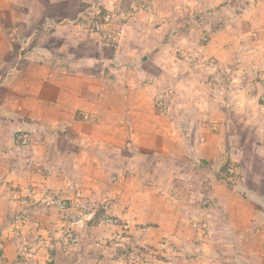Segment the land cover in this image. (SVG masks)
<instances>
[{
    "label": "rangeland",
    "instance_id": "374dc122",
    "mask_svg": "<svg viewBox=\"0 0 264 264\" xmlns=\"http://www.w3.org/2000/svg\"><path fill=\"white\" fill-rule=\"evenodd\" d=\"M17 1L21 3L19 6L22 9L21 13L17 14L12 23L7 24V21H11L6 19L7 17H5L6 21L2 20L17 61L13 69L27 68L40 55L43 57L48 55L56 62L57 59L62 61L58 65L55 62L50 65V75L51 73L57 75L59 73L57 68L65 69V67L67 72L74 74L93 73L98 69V72L104 74L121 75L124 71L129 72L127 62H144L141 73H149L150 78L151 75L158 76L156 82L155 77L152 80L147 78L148 84H152L156 89L152 104L159 112L155 113L156 117L151 118L153 122L167 123L178 118L180 132L186 137L193 134L196 139L205 138V142L208 143L205 146L208 153L217 155V152H224L236 155L238 152L234 150H238L243 152L242 157H245L250 165L253 160L263 158L260 163L264 166V128L262 127L264 111H260L261 115L257 113L259 107L257 106V111L251 102L247 104L248 114L243 112L246 108L238 112L236 109L238 107L241 109L245 105L238 102L233 104L228 96L233 89L234 77L243 74L245 77H253V81L256 79V71L259 70L250 63L252 55L248 52L244 53L245 48L238 47L254 45L257 38L256 28H259L260 24L264 25V18L260 19V22L253 20L256 24H252V13L245 14V10L250 6L254 8L258 6L259 10L264 12V0ZM130 44L134 45L133 49H130L134 52L129 54ZM230 44L238 49L231 51L226 59L220 60L215 48L218 45ZM63 45L67 48H62ZM47 47H61L63 53L53 52L52 48L51 52ZM89 56L97 58V62H92L94 66L90 63L76 64L75 60L79 57L85 60ZM132 68L134 67L131 66ZM135 73L142 75L137 71ZM260 79V85L256 90L250 85V80H247L246 86L250 91L255 90L257 93L260 87L264 89V73ZM238 81L237 83H241ZM208 93L209 105L213 108L211 112L203 115L197 111L200 108L196 104H200L201 95ZM246 100L249 101L245 99L244 102ZM257 101L264 104V97L258 98ZM123 103L122 98H113L111 108L117 111ZM25 112V108L21 105L17 114L12 116L15 121L24 120L27 125L34 119L37 121L32 123L35 124L34 129L24 126L12 131L10 135L9 131L0 130V144L5 143L10 136L12 138L10 142L0 147L2 197L10 193L3 201L2 198L0 199V204L10 208L6 211L8 212L7 227H0V264H5V253H10L14 249L21 253H43L45 246L46 238L43 236L45 234L39 230L48 225L41 224L42 211L28 210L26 208L28 204H22L23 207L14 209V200L20 195L13 192L15 189L27 193L20 195L19 200L26 196L28 199L33 197L38 203L41 202L47 207L55 206L62 212L65 224L61 229L66 230L58 239H53L55 243L59 241L57 246L60 251L72 250L79 241L77 228L85 221H91L95 222L92 224L95 226L93 231L97 233L95 236L105 238L101 234L104 226L112 230V235H108L102 246L106 245L108 252L111 249L110 253L121 256L124 260L120 264H142L144 259L148 260L149 264H154V259L161 255L158 253H168V244L164 243V250L161 252L153 242L144 244L136 235L137 225L132 224L129 218L106 208V202L109 201H111L109 205L113 204L114 208L116 206L120 208L127 199L124 198L123 190L128 187V182L134 178L138 181V176L141 177L137 167L138 162L132 158V155L136 151L143 153L144 146H140L136 138L129 135L124 139L122 151L125 158L120 156L119 165H115L114 160L109 161L108 165L112 163V166L104 169L106 175L103 178L93 177L92 180L85 178L84 170L80 171L81 176H77L74 166L68 164L66 173L59 172L64 174L63 178L59 177L57 169L51 178L54 181L60 178L65 184L55 188L51 194L49 187L41 193L39 190L43 188L46 178L51 176L52 169L47 166L38 149L42 147V143H48L53 139L51 134L53 130L43 125L38 118L39 115ZM111 114V119L115 122L125 120L121 118L124 116L122 111ZM109 117H105V120L109 119L108 122H111ZM253 117L260 119L261 127H253L251 119ZM78 119L83 123L92 124H100L102 121L99 114L90 112L79 114ZM203 125L204 128L199 127ZM118 129L114 131L118 132ZM21 135L28 139L24 145ZM72 136L74 137V134ZM79 137L82 136L77 135L76 139ZM146 140H152V137L146 136ZM254 140L259 143L258 148L255 147ZM70 148L73 152L85 150L79 147ZM105 152V147H99L93 153L100 158ZM109 153L110 149L108 155ZM149 160L153 161L152 158ZM164 165L166 166L164 163L160 170L165 173L178 168L189 170V167L183 168L182 165L179 167L178 164L166 168ZM252 168H255L254 164ZM220 170L221 176L229 186H236L244 180L245 174L242 172L240 162L232 156H228L220 164ZM95 180L100 188L98 191H101V188L108 189L107 192H101L104 203L96 198L99 195L95 196V193L87 192L89 184L86 187V182L93 183ZM134 184L136 187L138 182ZM59 202L64 207H61ZM198 204L202 210L209 206L206 198L200 200ZM27 222H30L27 226L29 230L26 227ZM31 224L33 226H30ZM101 224L103 228H99ZM10 229L21 234L16 246L8 242L5 235V230L11 231ZM50 229L52 230L53 227ZM221 243L215 242V244ZM224 247H229V243H225ZM246 247L248 248L245 250L246 253H239L240 255L235 253L239 256L236 259L238 262H234L236 260H233V253H214L215 256L211 257L220 261L214 262L216 264L260 263L262 260L256 253H264V241L256 245L247 243ZM219 254L225 259L220 258ZM33 261L34 264H38L37 259Z\"/></svg>",
    "mask_w": 264,
    "mask_h": 264
},
{
    "label": "crops",
    "instance_id": "0c3cea01",
    "mask_svg": "<svg viewBox=\"0 0 264 264\" xmlns=\"http://www.w3.org/2000/svg\"><path fill=\"white\" fill-rule=\"evenodd\" d=\"M20 5L21 3L17 0H0V130H7L10 135L12 131L24 126L34 129L35 124L32 123L37 122L34 119L28 125L24 120H14L18 107L21 105L26 112L39 115L38 118L43 125L53 130L51 133L53 139L48 143H42V147L38 149L47 166L52 169L51 176L46 178L43 188L39 190L41 193L48 187L51 188L50 194L55 188L62 187L65 184L64 181L60 178L54 181L51 178L55 169L58 170L59 177L63 178L64 174L59 172L66 173L70 164L74 166L77 176H81L80 171L84 170L85 178L90 180L93 177L103 178L106 175L104 169L112 166V163L108 165L109 161L114 160L115 165H119L120 156L125 158L122 151L124 139L131 135L138 140L140 146H144L143 153L136 151L132 155V158L138 162L137 167L141 177L138 176V181L134 178L128 182V187L123 190L124 198L127 199L123 201L120 208L117 206L114 208L113 204L109 205L111 201L106 202V208L129 218L132 224L137 225L136 235L144 244L153 242L160 252L164 250V243L168 244V253H158L161 255L154 259V264H216L214 262L220 261L211 256H215L214 253L225 252L233 253V260H236L239 256L235 253L238 255L246 253L247 243L256 245L264 241V166L260 163L263 158L253 160L252 164L255 168H252V164L250 165L249 161L242 157L243 152L238 150H234L238 152L236 155L232 153L227 155L224 152H217V155L208 153L205 147L208 143L205 142V138L202 137L199 140L193 134L186 137L180 132L178 118L167 123L153 122L151 118L156 117L155 113L159 112L152 104L156 89L152 84H148L149 73H141L144 62H127L129 72L124 71L121 75L104 74L98 72V69L93 73L74 74L67 72L66 67L65 69L57 68L59 73L50 75V65L54 62L58 65L62 61L57 59L56 62L48 55L46 57L40 55L27 68L13 69L17 61L2 20L6 21L5 17H7L6 19L11 20L7 21V24L12 23L22 11ZM249 12L252 13V24L264 18V12H261L258 6L255 8L250 6L245 10V14ZM258 27L255 31L257 38L254 45L238 47L245 48L244 53L248 52L252 55L250 63L259 70L256 71V79L253 81V77H245L243 74L234 77L233 89L228 96L233 104L238 102L245 105L241 109L238 107L236 109L238 112L246 108L243 112L248 114L247 104L252 102L257 111L259 107L257 113L261 115L260 111H264V104L257 99L264 97V89L260 87L257 93L255 90L260 85L259 80L264 73V25L260 24ZM133 46L130 44L129 54L134 52L130 51ZM61 47L65 48L66 45ZM61 47H47V49L52 48L53 52L63 53ZM238 48L232 44L218 45L215 52L220 60H224L231 51ZM49 50L47 51L51 53L52 50L51 52ZM94 57L89 56L85 60L79 57L75 62L76 64L90 63L94 66L92 62H97V58ZM131 66L134 68L131 69ZM136 71L142 75H137ZM154 77L156 82L158 76L155 75H151L149 80ZM238 80L241 83H237ZM247 80L251 81L250 85L254 87V91H250L246 86ZM8 98L10 99L7 100ZM113 98L124 100L123 106L121 105L117 111H122L124 116L121 118L125 120H120L119 123L112 120L110 116L111 113L117 112L111 108ZM199 98L201 102L196 105L200 110L197 111L203 115L211 112L213 107L209 105V93ZM245 99L249 101L244 102ZM84 112L99 114L101 123L81 122L78 117ZM105 117H109L111 122H108L109 119L105 120ZM251 119L254 128L261 127L260 119L257 117ZM262 124L264 128V121ZM199 127L204 128V125ZM116 129L118 132L114 131ZM77 135L82 137L76 139ZM146 136H151L152 140H146ZM11 140L10 136L3 144ZM253 142L258 148L259 143H256V140ZM3 144H0V147ZM70 147L85 149L83 151L85 153L81 150L73 152ZM99 147H105L106 151L100 158L93 153ZM108 149H110L109 155ZM228 156L240 162L242 172L245 174L244 180L236 186H229L221 176L220 164ZM164 163L168 167L174 164H178L179 167L182 165L183 168L189 167V170L178 168L165 173L160 170ZM96 181L86 182V187L89 184L87 192L95 193V196L99 195L96 198L104 203L101 192H107L108 189L101 188V191H98L99 186L96 185ZM134 182H138L137 191ZM0 192L2 201L10 194L6 192L7 195L2 197L3 190L0 189ZM13 192L21 196L27 194L25 191L19 192L16 189ZM164 194L168 197L165 198ZM20 195L14 200V209L23 207L22 204H28L26 207L28 210L42 211L41 224L48 225L39 230L45 234L43 235L46 238L45 246H43V253H21L16 249L5 253V264H34L33 259H37L38 264H120L124 260L117 253H110L111 249L108 252L106 245L102 246L108 235H112V230L104 226L101 234L105 238L102 239L101 236H95L97 233L93 231L95 226L92 225L95 222L91 221H85L77 228L79 241L72 250L60 251L57 246L59 241L55 243L53 239H58L66 230L61 229L65 224L62 212L55 206L47 207L41 202L38 203L33 197L28 199L26 196L19 200ZM204 198L207 199L209 206L202 210L198 203ZM9 209L0 204L1 228L7 227L8 212L6 211ZM29 224L30 222H27L26 227ZM102 226L101 224L99 228H103ZM8 230H5L8 242L16 246L21 234ZM27 230H29L28 227ZM98 238L102 240L99 241ZM215 242L222 243L215 244ZM225 243H229V247H224ZM256 254L262 260L257 264H264V253ZM219 256L225 259L222 254ZM147 261L144 259L142 264H149Z\"/></svg>",
    "mask_w": 264,
    "mask_h": 264
},
{
    "label": "built area",
    "instance_id": "2783aa9c",
    "mask_svg": "<svg viewBox=\"0 0 264 264\" xmlns=\"http://www.w3.org/2000/svg\"><path fill=\"white\" fill-rule=\"evenodd\" d=\"M21 138H22V144H23V145L26 144L27 141H28L27 137H25L24 135H21ZM59 205H60L61 207H64V206L62 205L61 202H59Z\"/></svg>",
    "mask_w": 264,
    "mask_h": 264
}]
</instances>
